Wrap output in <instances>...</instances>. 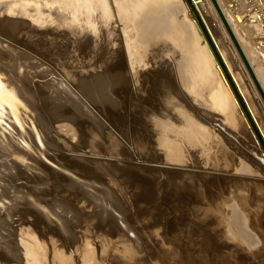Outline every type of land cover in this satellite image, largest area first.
Returning a JSON list of instances; mask_svg holds the SVG:
<instances>
[{"label":"rangeland","instance_id":"374dc122","mask_svg":"<svg viewBox=\"0 0 264 264\" xmlns=\"http://www.w3.org/2000/svg\"><path fill=\"white\" fill-rule=\"evenodd\" d=\"M29 1L16 34L0 38L11 45L0 49V264H264V191L234 185L223 160L229 151L246 159L237 141L258 148L237 115L228 124L211 103L202 65L208 58L218 76L216 59L187 49L174 10L165 0ZM207 2L197 0L198 12L220 36ZM225 2L232 11L248 7ZM184 17L196 23L190 8ZM263 21L260 29L245 25L244 61L235 52L260 120ZM213 122L236 139L228 143Z\"/></svg>","mask_w":264,"mask_h":264},{"label":"bare ground","instance_id":"6f19581e","mask_svg":"<svg viewBox=\"0 0 264 264\" xmlns=\"http://www.w3.org/2000/svg\"><path fill=\"white\" fill-rule=\"evenodd\" d=\"M12 0H10V1H5V0H0V38H2L3 37V34H9V33H11V34H16V32L18 31V27L16 26V24H19V23H21V24H23L22 22H23V20L21 19V18H23L24 16H23V14H24V12H23V10L24 9H22V6H20V5H23V2H22V0H14V1H12ZM25 1H27V0H25ZM29 1V0H28ZM35 1V0H34ZM110 1V0H109ZM125 1V0H124ZM138 2H139V0H137ZM136 0L134 1V2H137ZM142 1V0H141ZM140 1V2H141ZM193 1V3H194V5L196 6V8H197V10H199L200 11V13H201V16H203L202 15V11H201V8L200 7H198V5H197V0H192ZM208 2V6H209V8L211 9V11L213 12V14H214V18H215V23H216V25H217V28H218V30H219V34H220V36L218 35V33H217V31L214 29L213 30V27L210 25V23L208 22V20H206L204 17V24H205V26H206V28H207V30H208V32H209V34L211 35V38L213 39V41H214V43H215V45H216V47H218L217 48V50L218 51H220L219 53H220V55H221V57H222V59H223V61H224V63H225V66L227 67V69L229 70V73L231 74V76H232V78H233V80L235 81V84H236V86H237V88L239 89V91L241 92V94H242V96H243V98H244V100H245V102L247 103V106L249 107V110L251 111V114L253 115V118L256 120V122H257V125H258V127H259V129H260V131H261V133L263 134V137H264V120H260L259 119V117L257 116V112L255 113V110H254V106L252 105V103H251V101L249 100V97L247 96V94L244 92L246 89L245 88H243V84L241 83V81L239 80L241 77H240V75H238L237 73L239 72L240 73V71H238L237 69V71L235 70V67H236V65H237V63L240 61V60H237L236 58H235V52H237L236 54H238V56H240L241 58H242V60L244 61V58H243V48H245V49H249L250 50V48H248L249 46L248 45H250L251 43H249L248 45L246 44L247 42H245V41H247V40H245L244 38H245V36H246V33H245V31L247 30V28L245 27V25L246 26H248V28H253V29H260V28H263L262 26L260 27L259 26V23H260V21L261 20H263V18H264V2H262L263 0H261V1H259L260 2V5H257L256 3H258V0H257V2H256V0H249L248 2H246V1H244L243 0V5H247L248 4V7L245 9V16H246V19H243L244 20V22L242 21L241 23H240V21L242 20V17H243V15H244V13H243V10L242 9H240V10H235V11H232V9H230V8H227V6L229 5V4H227L228 2H225V4H223L222 3V0H207ZM228 1V0H227ZM233 1V0H232ZM29 2H31V1H29ZM112 2V1H111ZM111 2H109V3H111ZM113 2H117V0H114ZM130 2V1H129ZM133 2V1H132ZM139 2V3H140ZM262 2V3H261ZM26 3V2H25ZM33 3V2H32ZM39 3V2H38ZM106 3V2H105ZM104 3V4H105ZM128 3V2H127ZM234 3V2H233ZM29 4V3H28ZM102 4V3H101ZM108 4V2L106 3V5ZM113 4V3H112ZM122 4V3H121ZM124 4V3H123ZM136 4V3H135ZM106 5L104 6V7H106ZM111 5V4H110ZM116 5V4H115ZM118 5H120V4H118ZM127 5V4H126ZM165 5L168 7V8H171L172 9V11L174 10V12H172V13H174V15H175V17H177L178 18V20L180 21V25L182 26V27H184V29H186V34L187 35H185V37H186V45H187V49L193 54V55H196V56H202V49L205 51V52H207L212 58H213V52H212V50H211V48L209 47V45H208V43H207V41L206 40H204V41H202V39H204V37H203V35H202V33H201V31L198 29V27L196 26V24L197 23H195V22H192V23H190V22H188L187 21V19L184 17L185 15H188V13H189V6L187 5V3H185L184 2V0H165ZM231 5H234V4H231ZM17 6V7H16ZM25 6H26V4H25ZM108 6V5H107ZM113 5H111V7H112ZM124 6V5H123ZM132 6V5H131ZM134 6V5H133ZM40 7H41V5H40ZM230 7V6H229ZM232 7V6H231ZM30 8H32V7H30ZM107 8V7H106ZM113 8H115V6L113 7ZM112 8V9H113ZM117 9L119 8L118 6L116 7ZM133 8V7H132ZM8 9H9V11H8ZM108 9V8H107ZM29 10V9H28ZM36 10H37V8H36ZM130 10H132V9H130ZM34 12L35 10L34 9H31V10H29V12ZM120 11H122V10H120ZM124 11H125V9H124ZM36 12V11H35ZM105 12H108V10L107 11H105ZM114 12V11H113ZM116 12V11H115ZM38 13V12H37ZM96 13V12H95ZM126 13V12H125ZM135 13H136V11H135ZM199 13V14H200ZM26 14V13H25ZM114 14V13H113ZM132 15H133V13H131ZM137 14H135V16H136ZM241 15H242V17H241ZM32 16H34V15H32ZM109 16V15H108ZM118 16V15H117ZM116 16V17H117ZM127 16H129V15H127ZM126 16V17H127ZM26 17H28V18H30L29 16H27L26 15ZM36 17V16H35ZM35 17H34V19H35ZM137 17V16H136ZM14 18H18V20H15ZM108 18V17H107ZM117 18H119V17H117ZM133 18V17H132ZM240 18H241V20H240ZM22 21H21V20ZM24 19H27V18H25L24 17ZM13 20V21H12ZM115 20V19H114ZM117 20V19H116ZM21 21V22H20ZM111 21V20H110ZM123 21V20H122ZM121 22V21H120ZM240 23V25H238V27H239V29H240V31L241 32H239V31H237V30H239L238 28H237V25L236 24H239ZM262 23V22H261ZM263 23H264V21H263ZM36 24V23H35ZM110 24V23H109ZM126 24V23H125ZM161 24V23H160ZM173 24H175V23H173ZM106 25V24H105ZM143 25V24H142ZM264 25V24H263ZM103 26V25H102ZM113 25H111V27H112ZM117 26V25H116ZM172 26V25H171ZM176 26V25H175ZM167 27V26H166ZM168 27H170V25L168 26ZM173 27H174V25H173ZM173 27H171V28H173ZM260 27V28H259ZM103 28V27H102ZM101 28V29H102ZM108 28V27H107ZM170 28V29H171ZM113 29V28H112ZM125 29V28H124ZM129 29H131V28H129ZM183 29V28H182ZM183 29V30H184ZM109 30V29H108ZM114 30V29H113ZM148 30V29H147ZM151 30V29H150ZM149 30V31H150ZM263 30V29H262ZM99 31V30H98ZM103 31V30H102ZM101 30H100V32H102ZM112 31V30H111ZM124 31V30H123ZM148 31V32H149ZM165 31V30H164ZM193 31H194V33L195 34H197V37H198V40H199V42H200V44L199 43H196L195 42V37H194V35H193ZM237 31V32H236ZM248 31V30H247ZM250 31V30H249ZM147 32V33H148ZM185 32V31H184ZM224 33V35H223V33ZM105 33V32H104ZM109 34H110V32H108ZM140 33V32H139ZM144 33H145V31H144ZM238 33H240V34H238ZM245 33V34H244ZM248 33V32H247ZM256 33H259L258 31H256ZM263 33H264V31H263ZM106 34V33H105ZM143 34V33H142ZM260 34H262V31H261V33ZM98 35H100L99 33H98ZM107 35V34H106ZM105 35V36H106ZM122 35V34H121ZM245 35V36H244ZM247 35H249L250 36V34H247ZM254 35H256V34H254ZM253 35V36H254ZM101 36V35H100ZM99 36V38H101ZM120 36V35H119ZM225 36V37H224ZM244 36V37H243ZM252 36V35H251ZM257 36H259V35H257ZM261 36V35H260ZM110 37H112V36H110ZM146 37H150V36H148V35H146ZM248 36H246V38H247ZM256 37V36H255ZM152 38V37H151ZM221 38H222V40H221ZM250 37H248L247 39H249ZM252 38V37H251ZM115 39V38H114ZM113 39V40H114ZM139 39V38H138ZM255 39V38H254ZM260 39V38H259ZM1 40V39H0ZM112 40V41H113ZM116 40V39H115ZM133 40V39H132ZM142 40V39H141ZM111 41V42H112ZM137 41V40H136ZM221 41H223L224 43H225V45L228 47V49H227V51L224 49L223 50V43L221 42ZM248 41H250V39L248 40ZM256 41H258V39L256 38ZM106 42L108 43V40H106ZM114 42V41H113ZM262 42V41H261ZM103 43V42H102ZM135 43V42H134ZM133 43V44H134ZM252 43H253V45H254V47L255 46H259V44H258V42H255V41H252ZM9 43L7 42L6 43V41L5 42H3L2 41V43H0V49L3 51H8L9 52V50L10 49H8L9 48V45H8ZM100 44V43H99ZM138 44V43H137ZM136 44V45H137ZM264 44V43H263ZM102 45V44H101ZM116 45V44H115ZM248 46L247 48L246 47H244V46ZM110 46V45H109ZM114 46V45H113ZM144 46V45H143ZM252 46V45H251ZM10 47H11V45H10ZM13 47V46H12ZM128 47V46H127ZM260 47V46H259ZM114 48H116V47H114ZM129 48H131V47H129ZM202 48V49H201ZM255 48H257V47H255ZM6 49V50H5ZM146 49V48H145ZM149 49V48H148ZM134 50V49H133ZM150 50V49H149ZM115 51V50H114ZM128 51V50H127ZM135 51V50H134ZM161 51V50H160ZM177 51H178V49H177ZM1 52V51H0ZM245 53H246V51H244ZM7 53V52H6ZM137 53V52H136ZM244 53V54H245ZM250 53V52H249ZM10 54H12L11 52H10ZM9 54V55H10ZM247 54V53H246ZM253 54V53H252ZM5 55V54H4ZM4 55H3V58H4ZM7 55L8 54H6V56L5 57H7ZM9 55H8V57H9ZM101 55V54H100ZM169 55V54H168ZM112 56V55H111ZM115 56V55H114ZM136 56V55H135ZM138 56V55H137ZM245 56V55H244ZM253 56V55H252ZM165 57H167V56H165ZM203 58L205 57V56H202ZM215 57V56H214ZM229 58L228 60H227V58ZM237 57V56H236ZM246 57H248L247 55H246ZM12 58V57H11ZM164 58V57H163ZM171 58V57H170ZM203 58H202V60H203ZM104 59V58H103ZM106 59H107V57H106ZM131 59V58H130ZM205 59V61H203V65H202V69H204V72L206 73V81H205V88H204V91L205 92H207V91H209L210 92V101H211V103L213 104V105H216L220 110H222V111H224L225 112V115L227 116V118L229 119L228 120V124L229 123H231V124H233V122H235L236 121V115L239 117V120H238V127H240V129L248 136V137H250V139H252V141L254 142V144L256 145V148H258V152L257 151H254L253 149H250L249 151H248V149L249 148H247V146L246 145H242L241 143H240V141H237L238 142V144L241 146L240 147V149L242 150V151H239L240 152V154H245L246 153V155L247 156H245L246 157V159H247V161H251L252 162V164H250V163H248L247 161H246V159L243 161V160H241V159H239V160H241V162L237 159V160H234L235 162L237 161V165H233L232 164V162H233V160H232V158L231 157H234V156H232V154L230 153L231 151H229V153L228 154H230V155H223V153L222 152H220V153H222V154H220V155H223V160H225V164L227 165H230L228 168L229 169H231L232 170V173H231V175H232V177L234 178V181L233 182H236V184H234V185H239L240 187H242V188H247L248 190H250L251 188H252V190L253 189H255V190H259L258 192H260V191H264V183H262L261 181L262 180H264V177H263V174H264V164H262V162H261V160H259L261 157H260V155H261V149L259 148V146L257 145V143H256V140H255V137L253 136V133H252V131H251V129H250V127L247 125V123H246V121H247V119H246V117H245V115L243 114H241L240 113V111H239V108H238V105H237V103H236V99H235V97L232 95V91L230 90V88L228 87V85H227V81H226V79H225V77H224V74H223V72H222V70H221V68H220V66H219V64H218V62L215 60L216 58H214V60H215V68H216V72H217V75L218 76H215V75H213V71H212V69L210 68V62H209V60H208V58H204ZM238 61H236V60ZM263 59V58H262ZM5 60H7V58H5ZM119 60V59H118ZM235 60V61H234ZM8 61V60H7ZM117 61V60H116ZM133 61V60H132ZM242 61V62H243ZM174 62V61H173ZM237 62V63H236ZM241 62V61H240ZM115 63V62H114ZM136 63V62H135ZM189 63V62H188ZM188 63H186V64H188ZM244 63V62H243ZM170 64H172V63H170ZM252 64V63H251ZM168 65V64H167ZM175 65V64H174ZM238 65H239V63H238ZM242 64H240L239 66H241ZM245 65V64H244ZM134 66V65H133ZM171 66V65H170ZM243 66V65H242ZM241 66V67H242ZM250 66V65H249ZM109 67V66H108ZM114 67V66H113ZM136 68V67H135ZM139 68H140V66H139ZM158 68V67H157ZM156 68V69H157ZM164 68V67H163ZM166 68V67H165ZM173 68V67H172ZM175 68V67H174ZM191 68V67H190ZM238 68V67H237ZM240 68V67H239ZM243 68H245V66H243ZM264 68V67H263ZM110 69V68H109ZM242 69V68H241ZM125 70V69H124ZM160 70V69H159ZM171 70H173V69H171ZM243 70V69H242ZM262 70H264V69H262ZM133 71H134V69H133ZM138 71V70H137ZM166 71V70H165ZM191 73H192V71H191V69L189 70ZM253 71V70H252ZM255 71V70H254ZM261 71V70H260ZM128 72V71H127ZM154 72V71H153ZM171 72V71H170ZM259 72V71H258ZM155 73H157V72H155ZM186 73H188V72H186ZM262 74H264V72L262 71L261 72ZM158 74H159V72H158ZM162 74V73H161ZM190 75H192V74H190ZM160 76V75H159ZM183 76V75H182ZM243 76V75H242ZM256 76V75H255ZM259 76V75H258ZM262 76V75H261ZM264 76V75H263ZM158 77V76H157ZM165 77V76H164ZM164 77H162L163 79H164ZM191 77V76H190ZM140 78V77H139ZM172 78V77H171ZM256 78V77H255ZM261 78H263V77H260V79ZM191 79V78H190ZM259 79V80H260ZM155 80V79H154ZM175 80V79H174ZM258 80V81H259ZM262 80V79H261ZM145 81V80H144ZM254 81V80H253ZM256 81H257V78H256ZM133 82V81H132ZM136 82V81H135ZM250 82V81H249ZM263 82V81H262ZM192 83H193V81H192ZM257 83V82H256ZM259 84L261 83L260 81L258 82ZM171 85V84H170ZM174 85V84H173ZM245 85V84H244ZM138 86H140V85H138ZM150 86V85H149ZM192 86V85H191ZM252 87V86H251ZM245 89V90H244ZM260 89H262V88H260ZM137 90V89H136ZM140 90V89H139ZM187 90V89H186ZM247 92V91H246ZM152 93V92H151ZM202 93H204L203 92V87H202V90H201V94ZM137 94H139V93H137ZM264 94V93H263ZM148 95V94H147ZM251 98V97H250ZM260 98V97H259ZM195 100V99H194ZM205 102H206V100H205ZM264 104V103H263ZM258 105V104H257ZM262 106V105H261ZM262 113V112H261ZM263 116V115H262ZM248 122V121H247ZM212 124V123H211ZM213 125V124H212ZM219 125V124H218ZM214 126V125H213ZM215 127H217V126H215ZM220 127H222L221 125H220ZM219 127V129L217 130L218 131V133H220V136L221 137H223L224 138V140L226 139V141H228V143L232 140H230L229 141V135L231 136V133L228 131V129H227V126L225 127H223V128H220ZM193 129H195V128H193ZM200 129V128H199ZM203 130V129H202ZM193 131V130H192ZM199 131V130H198ZM208 131V130H207ZM216 131V130H215ZM189 132H190V130H189ZM186 133H188V132H186ZM185 133V134H186ZM201 133H203V132H201ZM198 134V133H197ZM205 134V133H204ZM213 134V133H212ZM187 136V135H186ZM191 136H192V134H191ZM200 136V135H199ZM205 136V135H204ZM220 137V138H221ZM189 138V137H188ZM209 138V137H208ZM238 138V137H237ZM212 139V138H211ZM222 139V138H221ZM221 139H219V140H221ZM188 140V139H187ZM192 140V139H191ZM214 140H215V142L218 144V142H220L217 138H214ZM213 140V141H214ZM216 140H218V142L216 141ZM223 140V139H222ZM222 140H221V142H222ZM239 140V139H238ZM209 141V140H208ZM225 141V142H226ZM214 142V143H215ZM220 142V143H221ZM219 143V144H220ZM221 144H223V143H221ZM216 145V144H215ZM232 145V144H231ZM218 146V145H217ZM223 146V145H222ZM224 147H226V146H224ZM233 147H234V145H233ZM210 148V147H209ZM219 148V147H218ZM222 149V148H221ZM239 149V148H238ZM239 149V150H240ZM208 150V149H207ZM217 150V149H216ZM224 150V149H223ZM222 150V151H223ZM225 150H227V147L225 148ZM209 151V150H208ZM207 151V152H208ZM210 152V151H209ZM227 152H228V150H227ZM238 152V153H239ZM214 154H215V152H214ZM208 156V155H207ZM214 156V155H213ZM217 156H218V154H217ZM227 156V157H226ZM230 156V157H229ZM255 156H259L258 158L259 159H257ZM195 157V156H194ZM221 158V157H220ZM235 158V157H234ZM212 160V159H211ZM219 160V159H218ZM230 160H232V162H230ZM252 160H255V161H252ZM207 161V160H206ZM209 162V161H208ZM263 162H264V160H263ZM220 163V162H219ZM218 163V164H219ZM222 163H224V162H222ZM235 164V163H234ZM227 165V166H228ZM225 167V166H224ZM230 175V176H231ZM221 177V176H220ZM231 177V178H232ZM232 183V182H231ZM228 190V189H227ZM245 191V190H244ZM254 191V190H253ZM262 191V192H263ZM250 192V191H249ZM257 192V191H256ZM254 193V192H253ZM261 193V192H260ZM259 193V194H260ZM242 194V193H241ZM256 194V193H255ZM263 194V196H264V193H262ZM261 194V195H262ZM252 196H253V194H251ZM238 196V195H237ZM242 196V195H241ZM259 198H260V195H259ZM239 199H237V201H238ZM243 200V199H242ZM247 200V199H246ZM249 200V199H248ZM260 200H262V198L260 199ZM243 201H245V200H243ZM241 202V201H240ZM247 202H249V201H247ZM247 202H246V204H247ZM257 203H258V201H256ZM260 202V201H259ZM253 203V202H252ZM251 203V204H252ZM236 204V203H235ZM249 204V203H248ZM232 206V205H231ZM233 206H234V204H233ZM250 206V205H249ZM257 206H258V204H257ZM235 207V206H234ZM262 207H264V201H263V203H262V205H261V207H260V205H259V208H261L262 209V220L260 221L261 222V226L263 225L262 224V222L264 223V208H262ZM232 208V207H231ZM259 208H258V210H259ZM243 209V208H242ZM249 209H250V207H249ZM253 209V208H252ZM254 209H256V208H254ZM234 212H235V210H233ZM241 211V210H240ZM261 211V210H260ZM260 211H258V212H260ZM233 212V213H234ZM236 212H238V211H236ZM235 212V213H236ZM258 212H255V215L256 214H258ZM236 215H237V213H236ZM239 215V214H238ZM235 216V214L233 215V217ZM240 216H242V215H240ZM258 217V216H257ZM234 218H236V217H234ZM233 218V219H234ZM238 218V217H237ZM246 218V217H245ZM231 220V219H230ZM256 220H259V219H256ZM238 222V221H237ZM239 222H240V220H239ZM232 223V222H231ZM234 223H236L235 221H234ZM256 223V222H255ZM237 224V223H236ZM257 224V223H256ZM260 224V223H259ZM238 225V224H237ZM246 225V224H245ZM260 226V225H259ZM232 227V226H231ZM236 227H238V226H236ZM242 227H243V225H242ZM247 228H248V226H247ZM242 229V228H241ZM246 229V228H245ZM239 231H240V229H238ZM238 231V232H239ZM234 232V231H233ZM244 232V231H243ZM248 232V231H247ZM260 233H262V232H260ZM245 234H247L248 235V233H245ZM235 235V234H234ZM242 235V234H241ZM240 235V236H241ZM242 237L243 238H245L246 240H247V236L245 235V237L244 236H241V239H242ZM262 237V236H261ZM248 238H251L250 236L248 237ZM253 239V238H252ZM244 241V240H243ZM263 241V240H262ZM248 248V247H247ZM251 250V249H250ZM85 263V262H84Z\"/></svg>","mask_w":264,"mask_h":264},{"label":"water","instance_id":"95a60500","mask_svg":"<svg viewBox=\"0 0 264 264\" xmlns=\"http://www.w3.org/2000/svg\"><path fill=\"white\" fill-rule=\"evenodd\" d=\"M185 2L187 3V5L190 8V11L193 14V17L199 27V30L201 31L203 37L205 38V40L207 41L209 47L211 48L223 74L224 77L227 81V83L229 84L232 93L237 101V103L239 104L242 112L244 113L249 127L253 133V136L255 137L256 143L259 146V148L261 149V155H260V159L258 158L259 156H255L257 159L261 160L262 164H264L263 160H264V137L263 134L261 133L256 120L253 118V115L251 114V111L249 110V107L247 106V103L245 102L241 92L239 91V89L237 88L235 81L233 80L231 74L229 73V70L227 69V67L225 66V63L219 53V51L217 50V47L213 41V39L211 38V35L209 34L196 6L194 5L192 0H185ZM214 126L219 127L217 122H213ZM230 138L232 139H236L233 138L232 136L229 135Z\"/></svg>","mask_w":264,"mask_h":264},{"label":"snow or ice","instance_id":"6c2138e0","mask_svg":"<svg viewBox=\"0 0 264 264\" xmlns=\"http://www.w3.org/2000/svg\"><path fill=\"white\" fill-rule=\"evenodd\" d=\"M21 72H23V69H20ZM4 81V75L3 72L0 71V109L3 108L4 103L6 102L4 100L5 96V84L3 83ZM2 117H3V111L0 110V123H2Z\"/></svg>","mask_w":264,"mask_h":264}]
</instances>
